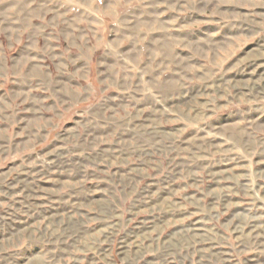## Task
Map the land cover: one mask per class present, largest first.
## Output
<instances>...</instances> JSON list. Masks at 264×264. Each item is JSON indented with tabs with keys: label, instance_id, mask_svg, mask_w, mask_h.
I'll use <instances>...</instances> for the list:
<instances>
[{
	"label": "rangeland",
	"instance_id": "1",
	"mask_svg": "<svg viewBox=\"0 0 264 264\" xmlns=\"http://www.w3.org/2000/svg\"><path fill=\"white\" fill-rule=\"evenodd\" d=\"M0 264H264V0H0Z\"/></svg>",
	"mask_w": 264,
	"mask_h": 264
}]
</instances>
